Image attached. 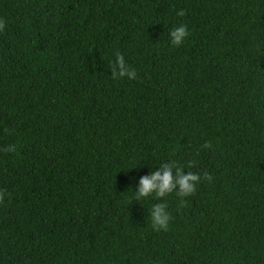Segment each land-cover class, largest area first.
Instances as JSON below:
<instances>
[{"label": "trees", "instance_id": "trees-1", "mask_svg": "<svg viewBox=\"0 0 264 264\" xmlns=\"http://www.w3.org/2000/svg\"><path fill=\"white\" fill-rule=\"evenodd\" d=\"M0 19V264H264V0H0ZM164 161L196 193L133 201Z\"/></svg>", "mask_w": 264, "mask_h": 264}, {"label": "clouds", "instance_id": "clouds-1", "mask_svg": "<svg viewBox=\"0 0 264 264\" xmlns=\"http://www.w3.org/2000/svg\"><path fill=\"white\" fill-rule=\"evenodd\" d=\"M178 16L185 15L183 10L178 11ZM6 28V21L0 19V32ZM190 32L187 24L181 23L171 28L168 37L170 44L174 47L183 45L189 37ZM112 75L124 77L127 76L130 80L136 78L135 69L130 68L122 54L117 53L115 61L111 63ZM12 150V149H8ZM159 171H153L150 175L144 176L139 180V185L135 190V198L133 201H142L143 198L155 196L158 200L164 198L166 195L175 192L176 196L180 198L181 206L186 204L184 198L194 195L197 191V185L201 181V176L197 173L187 171L182 166L175 162H163L159 165ZM175 169L176 176L173 177L172 171ZM161 171L163 175H161ZM205 179H211L207 173ZM2 198V193H0ZM168 205L166 202L155 203L149 208V219L154 229L168 230L172 221L171 213L167 210Z\"/></svg>", "mask_w": 264, "mask_h": 264}]
</instances>
